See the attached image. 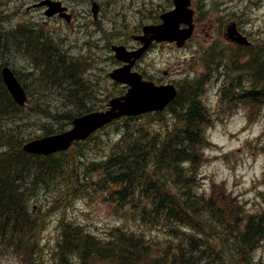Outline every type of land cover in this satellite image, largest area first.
<instances>
[{
  "label": "rangeland",
  "instance_id": "374dc122",
  "mask_svg": "<svg viewBox=\"0 0 264 264\" xmlns=\"http://www.w3.org/2000/svg\"><path fill=\"white\" fill-rule=\"evenodd\" d=\"M36 1L0 0V26L12 29L25 23L57 40L59 48L73 57L84 76L87 96L91 99V103L85 105H92L94 111L103 109L108 99L122 90L107 77L108 72L116 66L108 42L117 40L119 33H125L146 21L143 9L137 12L133 10L142 0H98L103 10L101 23L97 24L92 22L90 7L85 0H63L75 14L69 26L64 21L45 18L43 10L32 8ZM160 3L159 6L167 5L168 0ZM194 5L198 11V22L202 23L195 37L181 50L166 44L155 47L141 62L139 71L161 81L167 78L166 72H170V79L175 81L192 83L202 80L201 98L208 107L211 121L205 129L203 157L195 171V192L210 196L214 188L221 187L225 200L231 199L249 215L257 216L264 212V183L261 180L264 175V99L259 104L237 101L239 93H231L226 87L231 84L236 86L234 82H243L248 78V74L243 72L244 65L251 55H255L256 48L264 39V0H195ZM229 20L237 23L252 43V51H243L246 57L242 61L235 56L242 54V51H235V45L227 44L224 39L226 26L222 27V24ZM122 25L127 27L126 31H120ZM125 42L129 43L128 36ZM262 58L258 56L259 60ZM8 62L25 83L30 98L28 106L21 112L24 120L19 122L20 127L16 129L13 121L9 122L17 137L28 135L35 138L44 127H57L51 115H62L75 109L68 100L63 101L56 94H46L47 101L51 103L47 105L50 111L43 114L37 108L40 97L33 88L34 76L27 74L30 61L23 62L19 56H11ZM241 92L246 93V90ZM230 94L236 95L234 100L229 101ZM160 119L170 123L169 115L153 116L150 119L152 130L163 129V124L154 123ZM6 124L8 120L3 125ZM118 128L116 124L108 133L114 134ZM113 134L106 135L104 130L97 132L82 146H76L67 155L52 160H61L63 175L52 177L55 172L45 175L46 180L42 184L36 181L34 188L31 177L21 182V189H33L27 193V207L40 223L32 234L37 243V249L33 251V254L38 253L37 261L34 263L28 257L27 250L21 256L6 254L0 242V264H62L57 243L60 242L64 223L82 225L85 230L98 236H104L110 227L120 224L122 219L125 227L143 230L139 224L119 215L114 203L106 199L100 184L101 172L94 173L92 170L95 162H99V166L105 157ZM31 166L29 163L28 167ZM144 231L154 240L165 239L161 230L145 228ZM38 249H42L41 252ZM250 259L264 261V241L255 248ZM73 260L76 261V258ZM74 261L73 264H76Z\"/></svg>",
  "mask_w": 264,
  "mask_h": 264
},
{
  "label": "trees",
  "instance_id": "16d2710c",
  "mask_svg": "<svg viewBox=\"0 0 264 264\" xmlns=\"http://www.w3.org/2000/svg\"><path fill=\"white\" fill-rule=\"evenodd\" d=\"M24 30L18 27L9 32L0 31V45L8 40H24L29 48L28 55L39 68L37 80L41 90L60 93L64 101L74 104L75 109L72 111L51 115L57 127H44L43 130L44 135L59 132L74 117L92 110L91 105H85L91 103L87 86L77 62L68 60L49 40ZM260 47L264 56V42ZM263 61L264 57L260 63L253 61L251 64L248 71L253 73L252 89L242 97L240 95L238 100L259 99L256 94L259 96L260 93L256 88L262 81L260 76L264 75L260 72L264 67ZM198 89L199 86L194 84L181 89L169 108L174 124L165 125L161 131L152 130L149 124H141L134 118H125L105 128V134L109 135L108 130L118 124V137L111 145L107 144L103 161L99 166L94 164L92 169L94 173L101 172L102 189L104 186V190L115 188L112 192L123 207L120 208L123 218L128 216L141 225H159L169 234L168 246L163 249L154 246V250L157 248L159 251L155 250L153 254L152 246L145 241L143 234L129 232L124 227L111 228L99 238L83 234L80 228L67 227L66 244L61 246L63 250L78 253L81 261L87 264H264L263 261L250 260L254 249L264 241V212L250 216L242 206L232 202L223 203L225 198L222 199L218 194L206 197L195 192L192 176L201 159L200 151L205 139L203 127L210 119L208 111L197 98ZM39 104L43 113L50 111L46 107L49 103L40 100ZM20 111L6 94L0 80V146L12 149L10 154L4 156V152L0 151V238L4 243H12L17 249L26 251L35 245L31 234L39 222L35 221L26 207L29 191L21 189V182L30 177L34 181L39 174V167H26L25 160L20 161L18 157L8 160V157L18 153L38 164L51 161L52 158L40 159L22 153L19 144L25 137H17L14 127L9 123L21 117L18 115ZM154 116L161 115L157 113ZM6 120L8 124L5 126ZM157 121L164 124L161 119ZM14 123L17 125V121ZM6 164L8 166L4 169ZM184 164H187L186 169ZM42 174L43 181L48 174L53 177L63 175L61 161H55ZM12 177L15 179L12 180ZM125 207L131 211L126 212L123 210Z\"/></svg>",
  "mask_w": 264,
  "mask_h": 264
},
{
  "label": "water",
  "instance_id": "95a60500",
  "mask_svg": "<svg viewBox=\"0 0 264 264\" xmlns=\"http://www.w3.org/2000/svg\"><path fill=\"white\" fill-rule=\"evenodd\" d=\"M48 6L47 16H52L59 9V2H51L49 0L42 1L38 6ZM176 10L164 16L163 24L157 27H145L143 29L144 36L140 38L145 44L142 49L137 52H126L124 47H114L115 57L121 61L130 62L128 66L116 69L109 74V77L118 83H124L131 88L122 97L113 99L109 102L110 109L105 112H97L74 119L73 128L70 131L60 135L44 138L26 144L23 150L35 154H50L56 151L67 149L75 140H84L92 132L104 126L110 121L121 116H136L151 111L162 110L176 95L173 86L156 87L151 82H144L141 76L136 73H130V69L134 60L138 59L142 52L148 47L151 40L156 41H174L178 42V46H182L184 41L190 37L191 28L180 31L178 26L184 22L190 24L191 14L188 12L184 0L175 2ZM93 13H95V5H93ZM2 79L14 101L23 106L26 101L25 93L17 82L11 70L4 67L1 71Z\"/></svg>",
  "mask_w": 264,
  "mask_h": 264
},
{
  "label": "bare ground",
  "instance_id": "6f19581e",
  "mask_svg": "<svg viewBox=\"0 0 264 264\" xmlns=\"http://www.w3.org/2000/svg\"><path fill=\"white\" fill-rule=\"evenodd\" d=\"M103 7V6H102ZM0 30H1V26H0ZM18 43H21V44H18ZM25 42H24V40H22L21 39V41H17V40H8L7 42H3L1 45H0V67L2 68V67H7V68H10V63L8 62L9 61V59H10V57L11 56H19L21 59H22V61L24 62V61H30V60H32L31 59V57L28 55V51H29V48L26 46V43L24 44ZM17 44V45H16ZM88 44V43H87ZM13 48V49H12ZM28 48V49H27ZM264 57V56H263ZM259 58H260V56H259ZM263 59V58H262ZM264 62V61H263ZM261 67V66H260ZM78 70H79V72H80V69H79V66H78ZM240 72V71H239ZM244 72V71H243ZM260 72H262V74H264V68L260 71ZM244 74V73H243ZM233 75V74H232ZM235 75H236V73H235ZM214 76V75H213ZM213 76H212V78H213ZM231 76V75H230ZM245 77V76H244ZM260 77H264V76H260ZM218 78V77H217ZM232 78V77H231ZM234 78V77H233ZM232 78V79H233ZM239 78V77H238ZM235 79V78H234ZM245 79V78H244ZM254 79V78H253ZM222 80V79H221ZM236 80V79H235ZM238 80V79H237ZM223 81V80H222ZM240 81V80H239ZM244 81V80H243ZM224 82V81H223ZM230 82H231V80H230ZM237 82V81H236ZM229 83V82H228ZM259 83V82H258ZM224 84V83H223ZM231 84V83H230ZM258 86V85H257ZM78 89H79V87H78ZM73 91V90H72ZM74 92V91H73ZM78 93V92H77ZM252 93V92H251ZM73 94V93H72ZM78 95V94H77ZM189 96V95H188ZM81 97V96H80ZM47 99V98H46ZM3 101V100H2ZM1 101V102H2ZM77 102H78V100H77ZM2 105L4 106L5 104H3L2 103ZM73 106H74V104H73ZM1 110H4V109H1ZM2 128V127H1ZM4 130V129H3ZM5 137H3V139H4ZM5 140V139H4ZM164 149V148H163ZM0 151H2V152H4V153H2L3 155L4 154H10L11 152H12V149L10 150L9 148H4V149H2L1 148V146H0ZM136 152V151H135ZM138 152V151H137ZM1 155V154H0ZM12 156H14V157H8V160H10L11 158L13 159V158H15L14 160H16V158L18 157V160L20 159V161H21V159H23V160H25L26 161V167H28V164L29 163H31L32 165H33V167H36V166H38L39 167V170H37V171H39V174L37 175V177H36V179H34V181H33V184H34V187H36L37 186V184L36 183H34V182H39V183H43L42 181L44 180V176H43V174H45V173H43L42 174V172H44V171H48L49 170V168H50V166L51 165H53L54 163H55V161H48V162H42L41 164H38V163H36L35 161H31V159L30 160H28V159H26V158H23V157H21V156H19L18 155V153L17 154H15V153H12ZM124 156V155H123ZM7 160V162H9ZM128 160V159H127ZM13 161V160H12ZM37 161H39V160H37ZM56 161H61V160H56ZM5 162V161H4ZM15 162V161H14ZM17 162V161H16ZM23 162H21V164H22ZM117 163V162H116ZM123 163H124V161H123ZM10 164H12V163H10ZM144 164V163H143ZM146 165V164H145ZM4 166V165H3ZM8 166V164H6V166H4V169L6 168ZM13 166H15V165H13ZM12 166V167H13ZM17 166V165H16ZM11 167V168H12ZM18 167V166H17ZM19 168H20V166H19ZM18 168V169H19ZM130 168V167H129ZM152 168V167H151ZM21 169H26L25 167H21ZM36 171V172H37ZM15 173V172H14ZM16 173H17V170H16ZM49 173V172H48ZM47 174V173H46ZM13 174H11V176H12ZM16 175V174H15ZM14 175V176H15ZM49 175V174H48ZM144 175V174H143ZM10 176V175H9ZM53 177V176H52ZM8 178H10V177H8ZM7 178V179H8ZM13 178V177H12ZM15 178H13L12 180H14ZM48 179V178H47ZM163 179H164V177H163ZM167 179V178H166ZM18 180V179H17ZM46 180V179H45ZM19 181V180H18ZM165 182V181H164ZM23 183V182H22ZM57 183V182H56ZM32 184V183H31ZM33 184L31 185V186H33ZM53 184H55V183H53ZM13 185V184H12ZM36 185V186H35ZM57 185V184H56ZM10 186V185H9ZM172 186V185H171ZM157 191V190H156ZM170 193V192H169ZM166 194V193H165ZM154 195V194H153ZM57 196V195H56ZM55 196V197H56ZM152 196V195H151ZM171 196V195H170ZM55 199V198H54ZM158 199V198H157ZM53 201V200H52ZM5 205V204H4ZM5 207V206H4ZM164 208V207H163ZM159 209H161V208H158V210ZM162 211V210H161ZM160 211V212H161ZM4 212V211H3ZM155 212H157V211H155ZM159 212V213H160ZM162 212H164V211H162ZM229 213V212H228ZM23 214V213H22ZM162 214V213H161ZM224 215H225V213H224ZM43 216V215H42ZM221 219V218H220ZM14 221V220H13ZM12 221V222H13ZM18 221V220H17ZM209 222V221H208ZM211 222V221H210ZM209 222V223H210ZM213 224V223H212ZM200 227V226H199ZM214 227V226H213ZM205 228V227H204ZM207 228V227H206ZM228 232V231H227ZM216 233V232H215ZM220 236V235H219ZM143 239V238H142ZM95 241V240H94ZM141 241V240H140ZM139 241V242H140ZM144 241V240H143ZM96 243V242H95ZM200 243V242H199ZM93 246V245H92ZM97 246V245H96ZM128 247V246H127ZM209 249V248H208ZM128 252V251H127ZM210 252V251H209ZM185 253V252H184ZM131 255V254H130ZM215 255V254H214ZM214 258V257H213ZM153 261V260H152ZM182 261V260H181ZM248 261V260H247ZM155 262H157V261H155ZM60 263V262H59ZM156 264V263H155ZM252 264V263H251Z\"/></svg>",
  "mask_w": 264,
  "mask_h": 264
}]
</instances>
